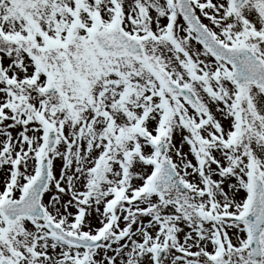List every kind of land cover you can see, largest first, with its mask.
<instances>
[{"label":"snow or ice","instance_id":"1","mask_svg":"<svg viewBox=\"0 0 264 264\" xmlns=\"http://www.w3.org/2000/svg\"><path fill=\"white\" fill-rule=\"evenodd\" d=\"M0 264H264V0H0Z\"/></svg>","mask_w":264,"mask_h":264}]
</instances>
